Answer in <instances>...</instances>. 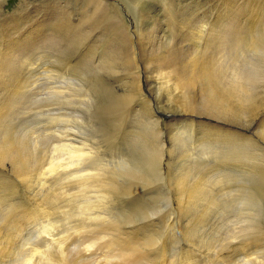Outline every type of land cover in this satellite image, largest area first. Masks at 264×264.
Returning <instances> with one entry per match:
<instances>
[{
    "label": "rangeland",
    "instance_id": "obj_1",
    "mask_svg": "<svg viewBox=\"0 0 264 264\" xmlns=\"http://www.w3.org/2000/svg\"><path fill=\"white\" fill-rule=\"evenodd\" d=\"M60 1L62 5L59 0H44V4L32 5L30 12L28 8L23 9L24 14L31 17L25 25L26 32L19 37L20 43H29L28 65L18 60L12 64V75H0V79L4 77L0 84V105L13 104L3 112L4 128L9 127L11 133L0 141V151L4 156L23 150L34 173L50 168V164H56L60 159L66 160V155L69 158V151L65 150L66 154L58 149L59 146H84L83 149L88 150L86 153L92 154V166L109 172L105 176L111 177L114 184L122 185L124 191L134 179L130 173L135 164L121 160L122 153L115 162L111 160L127 145L129 154L133 149L137 154L141 153L157 136L152 126L153 115L162 112L160 108H168L167 88L158 85L151 89L152 86L147 84L156 78L157 70L153 71L160 58L175 54L173 59L179 63L189 52L178 49L182 37L178 34L177 23L163 10L165 0H140L138 3L135 0H108L103 4L98 0ZM199 1L203 9L218 2ZM17 5L18 0H7L5 9L12 13ZM56 10L61 19L70 20L74 27L55 25L52 18ZM149 10L161 15L160 21L152 22L142 15ZM220 15L222 17L223 13ZM209 18L214 22L215 14ZM232 18L230 23L234 21ZM223 19L224 22L226 18ZM230 23L228 27H231ZM221 27L226 26H219L215 32L219 34ZM208 28L210 34H215L212 31L215 27ZM159 31L162 34L165 31L175 42L173 46L165 45L159 50L153 48L154 33ZM137 85L140 87H134ZM15 89H21L15 93V99L21 98L22 91L25 97L11 103ZM141 100L145 103L142 104ZM134 105L140 106L137 107L140 112L132 110ZM146 110L150 111L149 116H145ZM243 118L237 119L236 125L248 130L250 119ZM167 127L162 126L164 138ZM9 142L13 144L9 145ZM124 162L128 163L127 166ZM55 180L48 183L57 185ZM33 182L32 189L35 187L33 191L37 192L38 178ZM170 184L169 176H156L147 187L151 190L149 196L142 200V193L138 192L128 198L130 202L122 200L127 198L123 194L116 200L96 201L92 192L84 191L77 195V202H66L68 217L65 212L56 213L44 223L53 224L55 234L62 231V237L71 233L63 246L75 264H126L113 258V253L126 242L135 247L137 254L134 257L142 260L138 264H264V201L259 207H246L253 208L252 214L244 212L241 215L243 212L237 208L222 207L200 219L197 218L198 211H182L171 196L167 195L169 198L166 199L155 195L158 190L152 192L157 188L169 191ZM103 190L106 192L105 188ZM48 201L46 199L45 206L53 207L55 202L49 205ZM31 213L24 226L21 225L24 216H17L19 224L14 233L12 252L5 250L6 261L3 258L1 263L44 264V252L56 256L55 246L46 242L48 233L43 229L45 224L40 219L41 213L34 208ZM74 220L81 225H78L79 235L73 234ZM34 245H37L38 252L30 251ZM134 261L130 263L135 264Z\"/></svg>",
    "mask_w": 264,
    "mask_h": 264
},
{
    "label": "bare ground",
    "instance_id": "obj_2",
    "mask_svg": "<svg viewBox=\"0 0 264 264\" xmlns=\"http://www.w3.org/2000/svg\"><path fill=\"white\" fill-rule=\"evenodd\" d=\"M43 1L33 0L31 3V0H18V5L10 13L5 9L7 0H0V75H4V77L12 75L14 69L12 64L18 60H22V64L28 65L26 56L29 43H20L19 37L27 28L25 25L29 23L28 20L31 17L24 14L23 9L28 8L27 11L30 12L29 9L32 5L37 2V4H44ZM105 1L108 2V0H101V2L98 0V3L103 4ZM139 1L135 0L136 3ZM240 1L218 0L208 9H203L200 8L199 0H165L163 10L177 23L178 34L182 37L179 42L181 48L178 49L180 52L186 51L189 54L183 55V60L179 59V63L173 59L175 54L160 58L153 71L157 70V76L155 79L151 77L153 80H149L147 85L152 86L151 89H155L158 85L167 88L165 98L168 108H160L162 112L153 115L152 126L157 136L146 144L141 153L137 154L136 149H133L129 154L126 152L129 149L126 143V149L118 150L111 160V162H115L122 153L119 157L121 160L135 164L134 171L130 173L134 179H131V183L127 185V188H124V191L121 190L122 185L114 184L111 177H107L109 172L92 166L94 164L92 154L86 153L88 150H84V146L82 148L68 145L59 146L58 149L61 151H69V158L66 155L67 159L64 160L65 151L64 159L58 160L56 164H50V168L36 170L34 173L31 171L33 166L28 164L30 162H28L27 156L23 155V150L4 156L1 153L3 151H0L1 261L6 257L5 250L9 249L12 252L14 233L19 224H17L18 215L24 216L21 217V225L24 226L34 208L37 213H41L40 219L44 223L51 215L64 213L67 201L77 200V195L84 191L92 192L96 201L116 200L120 194L125 195L127 198L122 200L127 201L138 192L142 193V200H145L144 196H149L148 193L151 191L147 187L152 184L156 176L160 175L161 177L169 176L172 181L170 189L166 191V188H157L152 192L156 193L158 190L155 195L165 196L166 199L169 198L167 195L171 196L173 203L181 206L182 211L183 209L189 213L192 210L198 211L197 218L200 219H205L210 216V213L219 208L222 209V207L224 209L237 208L240 213L243 212L241 215L244 212L252 214L250 212H253V208L250 210L246 207H259L263 204L264 0ZM59 5H62L60 0ZM55 13L52 18L55 25L60 24L66 28L74 27L70 20L61 19L57 10ZM220 13H223L222 17ZM212 14H215L216 17L214 22L209 18ZM142 15L152 22L160 21L158 19L161 17L154 10L146 11ZM234 16L236 17L234 18ZM223 17L226 18L224 22ZM232 17L234 21L230 23ZM229 23L232 28L228 27ZM38 25L42 27L40 24ZM208 26L211 29L215 27L213 32L219 26L226 27H221L220 33L215 32L213 36L210 34ZM164 32L163 34L162 31L154 33L155 36L153 34V48L159 50L165 45L175 43ZM210 35L212 36L209 37ZM201 45H203L202 48H200ZM4 77L0 79V84ZM134 87H138V85ZM18 90L21 91V89L14 90L11 103L24 99L23 91L21 98H14ZM144 98L146 99V97ZM132 102L134 103L135 100ZM141 102L143 101L141 100ZM123 103L125 102L123 101ZM12 106L13 104L0 105V141H3L6 136H10L9 127L4 128L3 112ZM137 107V105L132 107L135 113L141 110H138L140 106ZM145 114V116H149L150 111ZM243 117L250 119L248 120L250 123L248 130H243L242 127L239 129L236 125L237 119H244ZM162 126H168L167 133L165 132L166 138L163 136ZM261 132L262 135H259ZM8 144L12 145L13 143L9 142ZM127 162H124V165L127 166ZM105 174L107 175L105 176ZM35 178H38L39 181L38 184L36 183L38 185L37 192L33 191L35 187L32 189L34 185H31ZM54 178L58 182L57 185L48 183ZM35 182L33 183L35 184ZM70 191L74 192L70 193ZM46 199L49 200V205L55 202L53 207L45 206ZM128 200L131 201V199ZM187 212L184 211L185 215ZM65 215L69 216L68 213ZM72 222L75 225L73 234H78L80 223L78 222L77 225L76 220ZM52 225L45 224L43 229L48 233L46 242L56 248L54 253L56 256L51 257L48 251L44 252L43 254L46 255L44 264H75L63 246L71 233L62 237L60 234L63 232L59 231L55 234ZM49 226L52 229L48 228ZM126 243L113 253V258H118L128 264L134 261V256L137 253L131 243ZM148 244L152 245L153 243L149 242ZM36 246L31 247L30 251L38 252L39 249ZM3 261H6L5 258ZM141 261V259L135 258L134 263L138 264Z\"/></svg>",
    "mask_w": 264,
    "mask_h": 264
}]
</instances>
